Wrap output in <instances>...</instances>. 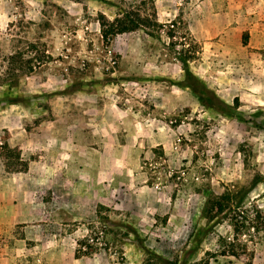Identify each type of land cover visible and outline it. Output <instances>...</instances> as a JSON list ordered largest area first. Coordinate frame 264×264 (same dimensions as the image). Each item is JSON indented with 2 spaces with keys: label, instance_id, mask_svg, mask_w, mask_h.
Instances as JSON below:
<instances>
[{
  "label": "rangeland",
  "instance_id": "374dc122",
  "mask_svg": "<svg viewBox=\"0 0 264 264\" xmlns=\"http://www.w3.org/2000/svg\"><path fill=\"white\" fill-rule=\"evenodd\" d=\"M123 9L141 27L104 42L98 16ZM263 30L264 0H0V264H246L222 255L235 229L264 264V183L236 204L264 177ZM182 61L226 107L199 104ZM63 95L89 122L107 105L105 163L26 158Z\"/></svg>",
  "mask_w": 264,
  "mask_h": 264
},
{
  "label": "crops",
  "instance_id": "0c3cea01",
  "mask_svg": "<svg viewBox=\"0 0 264 264\" xmlns=\"http://www.w3.org/2000/svg\"><path fill=\"white\" fill-rule=\"evenodd\" d=\"M73 102L72 96L63 95L57 98L51 106V121L44 120L24 133L26 158L32 161L35 154H40L68 157L72 163L84 160L105 163L106 150L108 153L113 144L111 122L106 113L107 105L99 106V114L95 115V120L89 122L90 116L85 113L75 118L77 106L73 107ZM119 137L115 136L118 140L116 143L121 146ZM99 168L106 173L109 170V167L101 164Z\"/></svg>",
  "mask_w": 264,
  "mask_h": 264
},
{
  "label": "trees",
  "instance_id": "16d2710c",
  "mask_svg": "<svg viewBox=\"0 0 264 264\" xmlns=\"http://www.w3.org/2000/svg\"><path fill=\"white\" fill-rule=\"evenodd\" d=\"M141 22L142 19H140L136 13L126 9H123L117 13L112 20L108 19L103 14L98 16L100 34L104 42L110 41L113 37L119 34L138 30L141 27ZM182 63L185 73L183 87L189 88L192 95L197 99L200 105L215 110H220L219 106H227L205 83H203L199 78L195 77L191 73L185 61H182ZM260 182L264 183V177L259 174L254 175L253 178L243 186L241 190V196L236 198V204H239V206L242 207V204L249 192L252 191ZM229 198L230 196L228 194H221L214 197L213 199H208L205 202V209L203 208L202 210L204 217L207 219H212L218 216V214L225 209V205L228 203ZM252 214L253 217L250 219L249 229L250 227H253L252 229L255 232L264 233V207H255ZM238 230L235 229L236 232L241 234ZM126 231L129 234L136 236V238L139 240L136 243L137 246H139L143 252H147L146 247L143 245L142 240H140L137 236L136 231L129 229V227H127ZM238 233L234 234L233 239L224 245L222 255L233 256L237 259L245 261L246 264H251V252L249 251L247 244L242 241L239 236H237ZM156 257H158V255H156Z\"/></svg>",
  "mask_w": 264,
  "mask_h": 264
}]
</instances>
